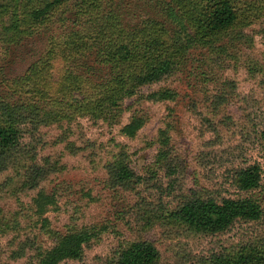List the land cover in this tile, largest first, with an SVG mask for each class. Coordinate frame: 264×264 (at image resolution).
Masks as SVG:
<instances>
[{
  "label": "rangeland",
  "instance_id": "1",
  "mask_svg": "<svg viewBox=\"0 0 264 264\" xmlns=\"http://www.w3.org/2000/svg\"><path fill=\"white\" fill-rule=\"evenodd\" d=\"M118 3L131 22L153 13L155 0ZM10 34H0V81L8 85L47 58L60 31L51 25L13 41ZM214 48L188 51L169 76L124 99L117 114L56 121L43 110L25 113L18 145L0 160V264H37V254L52 247L32 214L39 190L54 200L43 216L48 229L60 235L81 228L98 232L79 260L59 264H113L121 248L139 240L157 249V264H209L221 254L264 249V16L236 24ZM61 51L54 48L32 85L49 99L59 98L65 75ZM166 89L173 91L172 100L150 97ZM135 117L143 121L135 136L121 134ZM119 156L134 173L120 183L109 169ZM254 163L261 167L260 186L239 192L234 171ZM245 196L260 204L258 221L237 220L222 232L199 233L170 218L195 197L220 202Z\"/></svg>",
  "mask_w": 264,
  "mask_h": 264
},
{
  "label": "trees",
  "instance_id": "2",
  "mask_svg": "<svg viewBox=\"0 0 264 264\" xmlns=\"http://www.w3.org/2000/svg\"><path fill=\"white\" fill-rule=\"evenodd\" d=\"M121 7L118 0H0V34L12 33L11 41L51 25H57L60 31L59 37H52L47 58H39L13 84H4L5 78L0 81V160L5 161L18 145L19 125L26 123L25 113L37 115L43 110L56 121L102 112L117 114L124 99L169 76L176 61L191 49L214 50L215 43L230 28L248 17L264 16V0H155L153 13L144 12L131 22L125 19ZM59 46L66 62L65 75L59 98L49 99L32 85ZM150 97L170 101L174 93L166 89ZM142 125L140 118H132L120 133L132 138ZM260 135L264 142V130ZM122 159L116 157L109 168L111 178L119 183L134 176ZM260 181L258 163L234 171L233 185L239 192L254 191ZM53 205V196L42 190L32 199V214L52 241V247L37 254V264L79 260L84 246L98 234L94 228L62 235L48 229L43 216ZM261 216V206L251 196L223 198L220 202L195 197L170 213L173 221L199 233L222 232L237 220L258 221ZM249 251L214 256L209 264H264V249ZM158 260L157 249L139 240L121 248L113 264H157Z\"/></svg>",
  "mask_w": 264,
  "mask_h": 264
}]
</instances>
